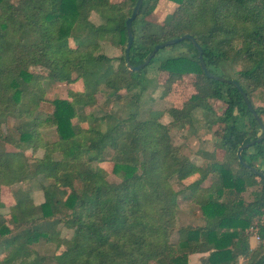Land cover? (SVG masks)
<instances>
[{"label":"trees","instance_id":"16d2710c","mask_svg":"<svg viewBox=\"0 0 264 264\" xmlns=\"http://www.w3.org/2000/svg\"><path fill=\"white\" fill-rule=\"evenodd\" d=\"M135 2L0 0V191L35 178L43 182L38 212L19 189L13 193L14 208L0 214V264H187L192 255H206L200 264H237L239 258L244 264H264V221L259 223L264 178L241 167L235 156L261 135L259 125L233 86L204 76L187 40L159 50L145 67L130 72L124 23ZM163 2L174 5V11L160 23L150 22ZM91 13L101 24L89 21ZM130 31L127 58L133 67L154 46L182 35L201 48L209 73L238 64L230 81L238 84L264 127V0H143ZM103 41L122 46L123 54L113 59L99 53ZM151 67L165 73L167 82L194 78V93L180 109L167 111L168 125L157 122L160 113L136 121ZM45 80H80L82 90L46 101ZM100 88L109 91L112 103L127 107L125 118L104 114L90 119L85 109ZM256 93L261 104L254 105ZM209 101L223 104L220 115ZM196 111L215 140L214 151L202 153L206 163L199 166L168 135L198 123ZM48 128L54 137L43 140L41 131ZM28 148L41 150V157L24 155ZM216 151L232 158L236 169L219 162ZM240 156L264 176V138ZM104 163H111L110 175L118 182L107 181L100 167ZM247 190L250 200L244 203L240 195ZM180 203L196 206L204 225L176 228ZM254 224L259 243L250 250L244 231ZM59 226L71 232L68 239L61 237ZM40 240L53 245L49 257L32 250Z\"/></svg>","mask_w":264,"mask_h":264},{"label":"rangeland","instance_id":"374dc122","mask_svg":"<svg viewBox=\"0 0 264 264\" xmlns=\"http://www.w3.org/2000/svg\"><path fill=\"white\" fill-rule=\"evenodd\" d=\"M15 1V0H11ZM111 3L119 4L124 3L125 0H110ZM161 11H154V13L148 18L150 22L156 23L161 22L164 17L174 11L175 6L172 4L161 3L160 5ZM89 21L93 25L101 24L99 18L91 13L89 16ZM103 41L99 42V53L106 55L109 58L116 59L120 57L122 52V46H116V43ZM72 45V44H70ZM115 66L116 63H113ZM240 69L238 64L228 65L224 64L216 68L215 73L217 77L226 78V80H233L235 76V72ZM39 73L44 72L42 70L36 69ZM46 74V72H44ZM145 79L147 80V85L145 86L144 91L140 95V100L138 102V108L136 110L137 116L136 121L143 122L148 119L154 117L155 113H160V117L157 122L162 125H168L172 119L168 116L167 111L169 109L175 108L180 109L182 105L189 99V97L194 93V78L192 76H183L181 79L175 80L174 82H167V75L165 73L157 71L156 67H151L145 73ZM71 78H76L74 74H71ZM41 88L43 91V98L46 101H51L53 99H61L66 98L67 93L69 91H81L82 90V82L75 81L69 84L64 83H56L53 81L45 80L41 84ZM108 90L104 88H100L95 95L94 104L85 109V113H88L90 119L99 118L104 114H113L119 118H125L127 115V107L123 106V104H114L112 103V98H108ZM256 93L252 96V102L254 105L261 104L258 100L259 97ZM210 107L214 110L215 114L220 115L222 109L224 108L223 104L216 101H209ZM125 107V108H123ZM193 119L198 120V123L193 124V126L184 125V129L174 128L168 132L171 144L176 147L179 152L186 157L189 161L194 163L195 165H200L202 162L200 155L202 153H210L214 151L213 144L215 140L211 136L210 132L207 130L206 125L203 123L200 111H196L193 114ZM8 127H11L13 122L11 120H7ZM74 123V121H72ZM85 125H82L84 127ZM104 127H102L103 129ZM2 131L5 133V126L2 127ZM41 135L43 140L50 139L54 137V129L48 128L41 131ZM259 136V135H258ZM35 154V157L40 158L42 155V151L34 148H28L25 150L24 155L29 156ZM216 157L219 162H230V168L234 171L236 166L232 158L225 155L223 152L216 151ZM250 155V154H249ZM58 155L54 156L55 159H58ZM250 159V158H249ZM248 159V160H249ZM258 166V162H253L252 165ZM105 172L108 173L107 181L111 183L118 182L114 176L110 175V171L112 169L111 163H104L100 166ZM196 179L191 178L189 181ZM43 182L39 178L31 179L30 181L24 182L20 185H13L10 188H1L0 191V203L3 205V208H0V214H7L8 210H12L14 208V200L13 193L19 191V189H23L26 191V195L29 198L32 205H34L38 212V206L42 203V193H41V185ZM249 191L242 193L240 195V199L247 203L250 200ZM175 213V227L176 228H185V227H200L204 225V221L202 218V213L199 209L191 204L180 203L176 209ZM264 221V216L261 217L259 223ZM5 227L10 229L12 233H15L16 230H13L12 225L8 222L4 223ZM256 224L251 225L248 229L244 231V233L248 236L252 232L256 234ZM60 231V235L64 239H68L71 236V232L58 227ZM252 233V234H253ZM171 241L176 240V234L173 233L171 235ZM259 243V241H258ZM257 244L251 243L252 249L257 247ZM250 246V245H249ZM32 250H34L37 255L48 256L51 255L53 251V245L48 241L40 240L39 243L31 246ZM64 249V245L62 247ZM200 255L189 256L187 259V264H200ZM3 258V255L0 253V260ZM242 262V261H241Z\"/></svg>","mask_w":264,"mask_h":264},{"label":"water","instance_id":"95a60500","mask_svg":"<svg viewBox=\"0 0 264 264\" xmlns=\"http://www.w3.org/2000/svg\"><path fill=\"white\" fill-rule=\"evenodd\" d=\"M143 0H136L132 10H131V13L129 15V17L125 20V23H124V27H125V30H126V38H127V43H126V47H125V50H124V57H125V66L127 67V69L130 71V72H138L141 68L145 67L148 62L150 61V59L161 49H164L168 46H172L174 44H177L179 42H182V41H189L191 43V45L194 47V49L196 50L197 52V59H198V62H199V65L201 67V70L204 74V76L208 79H211V80H214V81H218V82H221V83H225V84H229L231 86H233L237 91L238 93L241 95V97L243 98L244 100V103L246 104V107L248 109V111L253 115L254 119L256 120V122L258 123L259 125V128H260V133L261 135H259L255 140L245 144V145H242L241 147H239L237 150H236V153H235V156L237 158V162L238 164L249 170L250 172H252L253 174L257 175L258 177H261V178H264V176L259 173L257 170L253 169L252 167H249L248 165H246L242 159H241V156H240V153L249 148V147H252L256 144H259L263 138H264V127L262 126L261 122L259 121V119L257 118V116L253 113V110L251 108V106L249 105L248 103V100L246 98V96L243 94L242 90L240 89V87L238 86V84L235 82V81H230V80H226V79H223V78H220V77H217L211 73H209L207 71V69L205 68V66L203 65V61H202V52H201V48L195 43V41L193 40V38L189 35H182L181 37L179 38H175V39H170L168 41H165L161 44H158L156 46L153 47L150 55L144 60V62L139 65V66H130L129 63H128V58H127V53L129 51V48H130V45H131V42H132V34H131V31H130V24L131 22L134 20V18L137 16V13L139 11V8L141 6V3H142Z\"/></svg>","mask_w":264,"mask_h":264},{"label":"crops","instance_id":"0c3cea01","mask_svg":"<svg viewBox=\"0 0 264 264\" xmlns=\"http://www.w3.org/2000/svg\"><path fill=\"white\" fill-rule=\"evenodd\" d=\"M253 233V232H252ZM249 234L248 235V246H249V248H250V250H253L252 249V245H251V243H254V244H257L258 243V239H256V234L255 233H253V234ZM255 249V248H254ZM193 256V255H192ZM200 256H202V257H205L206 255H200ZM201 258V257H200ZM242 261V262H241ZM237 264H244V261L241 259V258H239L238 260H237Z\"/></svg>","mask_w":264,"mask_h":264},{"label":"built area","instance_id":"2783aa9c","mask_svg":"<svg viewBox=\"0 0 264 264\" xmlns=\"http://www.w3.org/2000/svg\"><path fill=\"white\" fill-rule=\"evenodd\" d=\"M255 236H256V235H255ZM256 239H258L257 236H256Z\"/></svg>","mask_w":264,"mask_h":264}]
</instances>
